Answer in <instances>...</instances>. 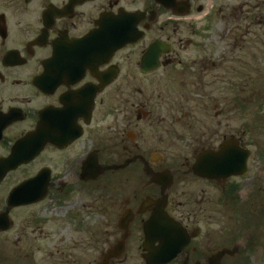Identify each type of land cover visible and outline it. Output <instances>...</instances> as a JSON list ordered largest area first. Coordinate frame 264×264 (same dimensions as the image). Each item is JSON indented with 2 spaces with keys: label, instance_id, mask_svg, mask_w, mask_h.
<instances>
[{
  "label": "flooded vegetation",
  "instance_id": "1",
  "mask_svg": "<svg viewBox=\"0 0 264 264\" xmlns=\"http://www.w3.org/2000/svg\"><path fill=\"white\" fill-rule=\"evenodd\" d=\"M179 70L196 110L210 101L233 113L231 132L187 123L181 165L169 149L181 138L159 106L161 82ZM254 107L264 110V0H0V162L13 160L0 169V264H148L161 243L146 246L144 226L164 195L188 237L165 264H248L264 237V143L247 133L264 115ZM147 129L160 130L150 139ZM226 143L250 152L245 173L194 174L200 154ZM252 171L253 208L236 231L229 218L201 223L173 202L176 181L191 175L218 205L241 206L239 181Z\"/></svg>",
  "mask_w": 264,
  "mask_h": 264
},
{
  "label": "rangeland",
  "instance_id": "2",
  "mask_svg": "<svg viewBox=\"0 0 264 264\" xmlns=\"http://www.w3.org/2000/svg\"><path fill=\"white\" fill-rule=\"evenodd\" d=\"M192 51H193L192 48L190 50V47H187L184 49V51H180V54H182V56H185L191 53ZM226 68H227L226 78L231 79L234 82H236V87L238 89V86H237L238 80L235 77V73L232 72V69L230 66H227ZM173 74L174 75L171 76L168 81L161 82L162 99H161V103L159 106L162 107V116L166 117L164 121V127H166L165 129L171 130V132L177 131L179 133V137L181 138V139L177 138V140L174 139L173 142H170V144L173 143V145L169 147V149L172 148L173 151L179 155V161L177 165H181V163H184L183 162L184 157L190 158L191 156L190 155L191 143L190 145H187V143L186 144L183 143V138H182V137H185V134H186L185 130L187 129L186 127L187 123L189 124V123L194 122L193 124L195 125L194 128L197 129L196 131L198 132L200 130V129L198 130V128L199 127L202 128L205 125L206 126L210 125V127L213 130L220 131L219 123L221 122L222 124L221 131L223 132L224 130L223 125L225 124V126L227 127V131L231 132L230 130L232 129H229L230 127L227 125V122H228L227 119L229 117L228 115L233 116V113L231 115L230 114L231 111H224V106H221V105H220L221 108L219 106L216 109L214 103H210V101H208L206 104L201 103L202 109L196 110L195 103H194L195 101H193V99L191 98L189 102L187 101L188 95L190 97L194 96V87L191 86L189 88L188 86L185 87L182 85L181 80H180L181 75H182L181 70H179L178 72L175 71ZM229 89L230 87L228 86L227 92H229ZM255 108L257 112L261 111L259 115H264V110L262 109V107H259V108L254 107L253 111ZM227 110H228V106H227ZM186 115H189V116L185 117ZM177 117H178V120L180 121L177 122L178 124L176 123L174 124L175 118ZM191 117H194L197 120L196 119L194 120ZM236 120L237 119H234V121ZM171 123L173 125V129L171 127ZM260 125H261V122L259 123V128L258 127L256 128V126H254L253 128H249L247 133H248L249 139H253V138L257 139L261 144H263L264 142H262L261 140L264 141V127H260ZM143 127H146V125H144ZM232 127H234L233 124H232ZM240 128L241 127H238L235 129H240ZM139 129H140L139 127H136V128L132 127V130L134 131L135 130L139 131ZM159 130L154 129V134L157 133ZM147 132L150 133L149 129H147ZM150 134H151L150 139H154L155 138L154 134L152 133ZM167 141L169 143V140ZM175 162L176 161H170L168 163H175ZM181 167L182 169H186L185 166H181ZM253 175H254V172L252 171L248 173L244 177V179L239 181L240 187L242 188L240 192L242 194V198L240 200H242V203H243L241 206L239 205L240 207L238 206L234 208V206H229V207L226 206L223 208L222 205H218V203L216 202L218 199L217 191L213 190V188H210L209 186H207L206 183H203L201 180H198L191 175H186L185 177H182L176 181L175 192L177 193L173 195V202L174 203H176L177 201L181 202L183 206H181L180 209L185 211L184 213H188L187 210H191L193 208V210H191L190 213H194L196 215V219L200 220L201 223L204 222V217H208V216L209 218L212 217V219H215L217 221H219L220 219L229 218V222L235 225L232 230L236 231L241 226V224H244L245 222L248 221L246 219L247 218L249 219V215L253 208V204L251 200V196L253 192L252 190H250L251 180H252ZM137 181L138 179H132L131 185H133V187H138ZM108 184H109V180L107 177L104 176L100 178V185H108ZM133 187L129 186L130 190H132ZM195 193L198 195L200 194L199 195L200 198H202L203 194H205L206 195L205 201L199 204L193 203ZM208 196H210L211 198L208 199L209 198ZM209 200H210V203H209ZM248 228H250V225H248ZM250 230L251 228L243 233L244 237L241 241L242 245L245 244V240L247 238L251 239L249 236V233L252 231ZM230 231L231 230L228 227L227 233L230 234L231 233ZM256 246L257 248L254 249L253 251L251 250L250 253L247 255L248 264H264V237H262L261 234L258 237Z\"/></svg>",
  "mask_w": 264,
  "mask_h": 264
},
{
  "label": "water",
  "instance_id": "3",
  "mask_svg": "<svg viewBox=\"0 0 264 264\" xmlns=\"http://www.w3.org/2000/svg\"><path fill=\"white\" fill-rule=\"evenodd\" d=\"M153 47L154 46H152L151 49ZM229 144L230 143L224 144L217 152H205L200 154L196 163L192 166L194 174L200 177L218 180L220 178L226 179L230 174L245 173L247 171L246 160L250 152L247 149L239 148L237 145H234L235 150L231 152V147H228ZM19 156L20 155H16L15 153V164L22 162L21 159H17ZM9 163H13V160L3 163L0 162V165L4 164L3 166H0V169L4 171L9 170ZM126 164L127 163L120 167H123ZM113 168L117 169L119 166H113ZM103 171L104 169H101L100 167L97 174H101ZM171 183V179L165 177L163 188L165 190L169 189ZM166 201L167 198L166 195H164V197L157 202V207L153 209L151 217L147 220L144 226L146 246L147 244L151 245L156 238H158L157 240L161 243V247L155 253L152 252L150 248H147L150 251L147 256L149 264L168 262L188 242V237L183 230V227L179 223L170 219L164 211ZM156 234H161L163 236L156 237ZM171 252H174V254L171 255Z\"/></svg>",
  "mask_w": 264,
  "mask_h": 264
}]
</instances>
